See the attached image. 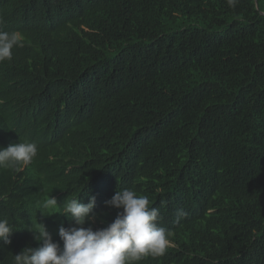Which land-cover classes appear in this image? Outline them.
Wrapping results in <instances>:
<instances>
[{
  "label": "trees",
  "instance_id": "1",
  "mask_svg": "<svg viewBox=\"0 0 264 264\" xmlns=\"http://www.w3.org/2000/svg\"><path fill=\"white\" fill-rule=\"evenodd\" d=\"M0 30L21 38L0 61V147L38 148L0 168V264L39 246L38 222L62 248L64 200L94 195L106 226L123 188L169 234L135 264H264V0H0Z\"/></svg>",
  "mask_w": 264,
  "mask_h": 264
},
{
  "label": "clouds",
  "instance_id": "2",
  "mask_svg": "<svg viewBox=\"0 0 264 264\" xmlns=\"http://www.w3.org/2000/svg\"><path fill=\"white\" fill-rule=\"evenodd\" d=\"M235 6V0H228ZM21 38L15 32L0 30V61L10 60L12 50L20 46ZM38 153L34 142H17L0 147V168L18 163L28 165ZM105 205L117 209L115 218L104 227L93 228L90 222L97 218L94 211L96 197L90 195L87 202L79 197L64 200L57 211L71 223L58 227L63 246L54 241L52 234L42 223L29 228L37 247H25L14 255L13 264H135L146 256H161L169 247L168 230L159 225V210L150 206L147 195H139L132 188L117 190ZM58 204L50 196L43 205ZM53 212V213H57ZM182 215V213H181ZM87 225V226H85ZM15 230L7 219H0V240L10 244Z\"/></svg>",
  "mask_w": 264,
  "mask_h": 264
},
{
  "label": "bare ground",
  "instance_id": "3",
  "mask_svg": "<svg viewBox=\"0 0 264 264\" xmlns=\"http://www.w3.org/2000/svg\"><path fill=\"white\" fill-rule=\"evenodd\" d=\"M172 118V117H171Z\"/></svg>",
  "mask_w": 264,
  "mask_h": 264
}]
</instances>
